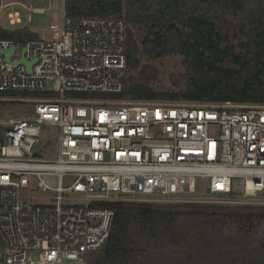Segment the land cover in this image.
Returning a JSON list of instances; mask_svg holds the SVG:
<instances>
[{
    "label": "built area",
    "instance_id": "obj_1",
    "mask_svg": "<svg viewBox=\"0 0 264 264\" xmlns=\"http://www.w3.org/2000/svg\"><path fill=\"white\" fill-rule=\"evenodd\" d=\"M127 39L124 17L64 14L51 38L0 39V51L14 47L0 54V91L27 96L0 100L33 103L29 116L0 118V264H86L109 235L106 203L179 201L197 178L209 194L240 191L230 203L264 199V105L81 96L121 91Z\"/></svg>",
    "mask_w": 264,
    "mask_h": 264
},
{
    "label": "trees",
    "instance_id": "obj_2",
    "mask_svg": "<svg viewBox=\"0 0 264 264\" xmlns=\"http://www.w3.org/2000/svg\"><path fill=\"white\" fill-rule=\"evenodd\" d=\"M63 12L124 17L128 24L121 91L82 93L85 97L264 105V0H63ZM38 38L27 25L0 22V39L21 45ZM172 44L190 75L178 90H156L141 78L147 67L143 53L164 57ZM10 94L0 91V98ZM105 205L114 210L109 235L86 264H264V204Z\"/></svg>",
    "mask_w": 264,
    "mask_h": 264
},
{
    "label": "rangeland",
    "instance_id": "obj_3",
    "mask_svg": "<svg viewBox=\"0 0 264 264\" xmlns=\"http://www.w3.org/2000/svg\"><path fill=\"white\" fill-rule=\"evenodd\" d=\"M21 4L23 6H31L30 8L32 9L34 7L39 8L41 9V11H32L29 8L23 7ZM0 5H4L3 9L5 10L1 20L2 25L10 28H16L27 25L30 27L31 30H36L39 37L43 38H51L54 36L60 26L62 16L64 14L63 0H0ZM16 11L20 15V21L16 22L15 24H10L8 18L6 17V14L8 12ZM175 50L176 45L172 44L170 46V52L167 55L155 59L149 58L147 53H143L142 65H147V67L145 69V77H141L142 80L146 81L149 86L156 90L180 89L185 79L190 75V72L183 62L182 55L176 53ZM7 96H15L16 98L27 97L24 94H10ZM41 96L42 95H35V97ZM81 96L85 97L86 95L81 94ZM66 97H69V95H66ZM32 111L33 103L27 100H10L5 103H0V118L2 119L29 116ZM49 133V137L45 136L42 138V146H44V148L41 151L43 152L42 154L44 157L53 158L56 156V132L54 129H52V132L50 131ZM207 184L208 178H197L196 192L189 195L177 196V198L180 199L178 202L200 201L222 204L230 203L227 202L231 201V199H228L230 195L226 196L220 194H209L206 191ZM234 192H236V197H239L241 195L240 191ZM38 193L39 192L34 191L33 194ZM138 198H141V196H138ZM256 200L263 201L264 199H253V201H255L254 203H258ZM234 204L237 203H230V205ZM261 228H264V224ZM63 264H72V261L65 260Z\"/></svg>",
    "mask_w": 264,
    "mask_h": 264
},
{
    "label": "water",
    "instance_id": "obj_4",
    "mask_svg": "<svg viewBox=\"0 0 264 264\" xmlns=\"http://www.w3.org/2000/svg\"><path fill=\"white\" fill-rule=\"evenodd\" d=\"M14 50V47H11L9 50L7 51H0V54H2L6 59H9V56L10 54L13 52ZM14 65L15 64H18V63H23L25 66H26V69L27 71H30V66H31V63L30 62H24L23 59H20L19 61H15L13 62ZM2 132H3V127L0 126V135L2 136ZM34 155H39V153H34ZM5 244V241L3 240V238L1 237V234H0V245H4Z\"/></svg>",
    "mask_w": 264,
    "mask_h": 264
},
{
    "label": "crops",
    "instance_id": "obj_5",
    "mask_svg": "<svg viewBox=\"0 0 264 264\" xmlns=\"http://www.w3.org/2000/svg\"><path fill=\"white\" fill-rule=\"evenodd\" d=\"M10 24H15V23H11V22H9ZM33 30V29H32ZM33 31H35V32H37L36 30H33Z\"/></svg>",
    "mask_w": 264,
    "mask_h": 264
}]
</instances>
